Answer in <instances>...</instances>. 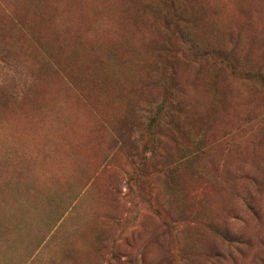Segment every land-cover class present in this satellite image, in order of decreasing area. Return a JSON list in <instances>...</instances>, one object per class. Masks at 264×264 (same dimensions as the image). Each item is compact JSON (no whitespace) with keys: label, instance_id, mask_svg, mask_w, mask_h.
Here are the masks:
<instances>
[{"label":"rangeland","instance_id":"obj_1","mask_svg":"<svg viewBox=\"0 0 264 264\" xmlns=\"http://www.w3.org/2000/svg\"><path fill=\"white\" fill-rule=\"evenodd\" d=\"M0 264H264V0H0Z\"/></svg>","mask_w":264,"mask_h":264},{"label":"trees","instance_id":"obj_2","mask_svg":"<svg viewBox=\"0 0 264 264\" xmlns=\"http://www.w3.org/2000/svg\"><path fill=\"white\" fill-rule=\"evenodd\" d=\"M169 3H173V0H169ZM172 27V26H171ZM179 26H176L175 25V28H174V31L180 36L182 42L184 44H188V46L190 47V44L188 43V38H187V35L183 32V30L181 28L178 29ZM192 48H195L197 47L195 44L193 46H191ZM191 47L190 48H187L186 51H190L191 52ZM193 50V49H192ZM164 97V96H163ZM170 106V108L172 109H175L174 107H177L178 103L175 104V102L171 99V98H168V97H165V98H162L160 101H159V104L156 106L155 110L153 111L155 115H159L160 113H165V123H166V128H167V137L170 135V133H172L173 131L169 129H171L170 127L173 126L171 125V119L168 118L167 116V106ZM157 123V119L155 118H152L150 120V123L148 124V129L150 131V133L153 135V131H152V127ZM196 151H200L201 150V146H200V142H197L196 144ZM213 232L215 235H219L221 236L222 238H224L225 240L227 241H231V242H237L238 239H237V236H234V238H231L232 234H230L229 232H227L226 230L224 229H220L219 227H217L216 225H213L211 226Z\"/></svg>","mask_w":264,"mask_h":264}]
</instances>
